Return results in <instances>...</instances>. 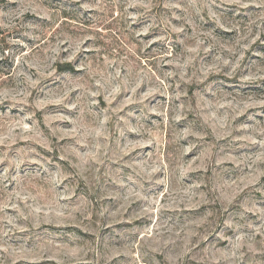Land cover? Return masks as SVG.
<instances>
[{
	"label": "clouds",
	"instance_id": "clouds-1",
	"mask_svg": "<svg viewBox=\"0 0 264 264\" xmlns=\"http://www.w3.org/2000/svg\"><path fill=\"white\" fill-rule=\"evenodd\" d=\"M0 264H264V0H0Z\"/></svg>",
	"mask_w": 264,
	"mask_h": 264
}]
</instances>
